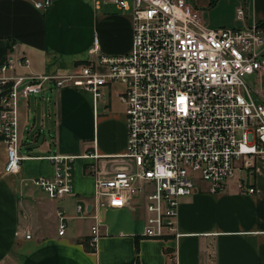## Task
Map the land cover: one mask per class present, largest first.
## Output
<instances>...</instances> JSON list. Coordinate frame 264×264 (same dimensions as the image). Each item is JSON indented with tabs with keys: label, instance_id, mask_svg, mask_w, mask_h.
<instances>
[{
	"label": "crops",
	"instance_id": "0c3cea01",
	"mask_svg": "<svg viewBox=\"0 0 264 264\" xmlns=\"http://www.w3.org/2000/svg\"><path fill=\"white\" fill-rule=\"evenodd\" d=\"M189 2L207 29L264 24V0ZM94 42L107 57L130 53V16L105 0H51L45 11L23 0H0V63L7 56L26 58L28 67L17 68L19 75L66 77L90 60L102 73L97 57L89 54ZM247 80L264 96V76ZM123 89L112 83L96 99L68 83L17 99V174L3 173L6 144L0 141V264H264V157L257 159L253 177L236 174L221 193H209L199 182L195 193L180 198L170 237L143 236L144 197L136 199L135 209L96 204L95 172L108 176L123 166L126 116L118 97ZM51 155L74 160L72 194L54 200L32 183L52 177ZM58 212L65 223L62 236ZM94 225L99 237L91 250Z\"/></svg>",
	"mask_w": 264,
	"mask_h": 264
},
{
	"label": "built area",
	"instance_id": "2783aa9c",
	"mask_svg": "<svg viewBox=\"0 0 264 264\" xmlns=\"http://www.w3.org/2000/svg\"><path fill=\"white\" fill-rule=\"evenodd\" d=\"M23 1L37 11L51 6V0ZM105 1L130 16L132 46L126 55L107 57L94 42L89 54L104 72L90 60L66 77L22 76L16 69L28 67L26 58L7 56L0 63L3 173L14 175L21 167L13 116L17 99L68 83L98 99L101 88L120 83L124 89L118 97L126 116L123 166L108 176L95 172L93 197L99 207L110 209H135L136 199L144 197L143 236L170 237L180 198L195 193L199 182L209 193H221L236 174L253 177L257 159L264 157V96L247 80L264 76V26L207 29L189 0ZM243 14V9L236 12L238 19ZM48 161L52 177L34 179L33 185L51 200L71 195L73 158L51 155ZM57 217L62 236L64 218L61 212ZM98 237L94 225L90 248Z\"/></svg>",
	"mask_w": 264,
	"mask_h": 264
},
{
	"label": "trees",
	"instance_id": "16d2710c",
	"mask_svg": "<svg viewBox=\"0 0 264 264\" xmlns=\"http://www.w3.org/2000/svg\"><path fill=\"white\" fill-rule=\"evenodd\" d=\"M215 1V0H213ZM262 26H264V24H262ZM0 141H3L2 137L0 136ZM91 250H93L92 248H90Z\"/></svg>",
	"mask_w": 264,
	"mask_h": 264
}]
</instances>
